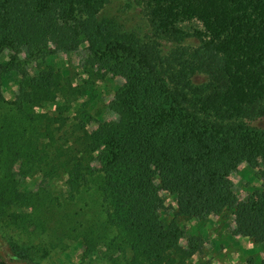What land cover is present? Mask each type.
I'll return each instance as SVG.
<instances>
[{
	"label": "trees",
	"instance_id": "trees-1",
	"mask_svg": "<svg viewBox=\"0 0 264 264\" xmlns=\"http://www.w3.org/2000/svg\"><path fill=\"white\" fill-rule=\"evenodd\" d=\"M108 1L0 0V57L8 55L0 230L9 258L39 264L72 238L97 263L186 264L182 223L222 215L231 236L264 246V0H140L142 35L118 13L104 15ZM82 44L90 84L79 94L96 93L92 79L121 82L106 107L85 101L90 109L72 116L84 103L72 97L71 78L21 65ZM5 79L17 83L9 101ZM49 106L60 115L37 110ZM101 111L114 119L96 122ZM242 164L262 167L261 184L239 199L227 173ZM55 183L63 202L49 192ZM80 200L98 206L91 223L70 209Z\"/></svg>",
	"mask_w": 264,
	"mask_h": 264
},
{
	"label": "rangeland",
	"instance_id": "rangeland-1",
	"mask_svg": "<svg viewBox=\"0 0 264 264\" xmlns=\"http://www.w3.org/2000/svg\"><path fill=\"white\" fill-rule=\"evenodd\" d=\"M142 4L140 0H109L108 3L102 10V13L107 16L118 13L119 18L123 27L128 31H133L136 34L142 35L147 34V26L142 12ZM196 23L189 25L190 28L195 27ZM188 26V25H187ZM196 37H189L188 43L195 44L197 42ZM85 44H82L76 51L73 52H61L56 53L49 57H39L36 59L28 60L27 63H23L21 68L28 72L34 73L35 70H41L44 68H53L58 70L64 75H68L72 80L71 92L72 97H81L84 106L78 101L76 108L81 111L83 108L90 109V106L85 103L89 100L97 102V107L104 108L112 100V96L115 88L120 84L121 80L118 78H105L103 80L91 81L95 84L96 93L90 94H79L78 87H87L90 84V80L87 81V75H84L80 69L83 61L86 57ZM8 55L3 53L0 57V61H5ZM89 78V77H88ZM85 79L87 81L85 83ZM196 82H202L203 77L199 76L196 78ZM2 92L6 100L14 99L17 93V83L11 79H5L2 84ZM90 110L92 113L96 110L100 111L99 108ZM39 112H47L52 115L59 116L61 111H56L55 106H49L43 109H37ZM60 112V113H59ZM95 121H108L113 120L114 116L110 112H102L101 117L95 114ZM262 170L261 166L254 167L253 169H247L245 164L240 165L236 171H229L227 177L231 181L233 190L239 199H243L250 196L259 190L261 184V176L259 171ZM28 182V181H27ZM31 187L36 184L31 182ZM34 188V187H33ZM32 188V189H33ZM52 196L57 197L60 202H63V194H65L62 184L55 183L48 188ZM85 201H78L76 204H71L70 209L77 211L83 210V215L79 218L84 224L90 222L94 214L98 215V206L87 207ZM165 202L174 206L172 198L166 197ZM69 209V210H70ZM92 210L90 212H87ZM94 221L100 219L94 216ZM226 215L212 216L210 221L205 219H190L182 223L183 238L180 240V246L182 248H189L188 252L192 253L186 264H259L257 261L258 256H264V246L262 244H254L251 239L239 238L231 236L230 223L231 220H225ZM0 230V256L8 264H25L20 263L9 258L7 252V245L5 240L2 238V232ZM112 234L110 235V238ZM64 246V247H62ZM85 246L78 241H73L72 238H63V244L55 247L53 250H49V254L43 260H39V264H110L108 261L100 259V263L96 261V258L88 260L83 259L82 254ZM100 258V257H99Z\"/></svg>",
	"mask_w": 264,
	"mask_h": 264
}]
</instances>
